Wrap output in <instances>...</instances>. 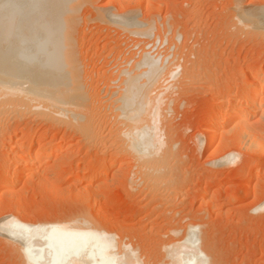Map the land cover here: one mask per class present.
Wrapping results in <instances>:
<instances>
[{"label":"rangeland","instance_id":"374dc122","mask_svg":"<svg viewBox=\"0 0 264 264\" xmlns=\"http://www.w3.org/2000/svg\"><path fill=\"white\" fill-rule=\"evenodd\" d=\"M67 1L70 30L65 41L8 43L0 38L1 67L14 66L13 59L21 58L57 68L37 76L40 82H52L46 87L61 103L53 105L77 107L75 115L45 111L25 100L15 103L13 98L9 106L2 105L0 189L12 176L8 151L23 134L31 136L18 145L21 157L38 152L37 141L43 139L55 145L46 155L59 158L41 172L43 189L21 169L13 196L0 190V221L10 216L26 226L50 229L89 224V230H64L59 238L96 245L92 253L100 261L97 241L112 234L115 253L131 252L142 264H168L164 246L183 239L189 226L197 224L200 248L210 264H264V152L251 154L240 147L230 127L221 145L209 146L205 134L208 119L246 82L260 88L261 79L251 71L264 73V28L243 23L238 8L262 12L264 0ZM105 12L136 22L117 24L104 18ZM145 51L166 57L167 68L175 72L158 89L164 107L157 125L168 155L160 182L142 174L124 150L113 112L129 80H137L141 89L144 69L139 63ZM48 75L51 80L46 82ZM257 114L248 128L264 147V112ZM60 143L64 149H54ZM119 165L123 169L116 172ZM102 166L107 169L104 176L92 181ZM87 186L93 187L89 195ZM9 238L0 230V264H28L23 247Z\"/></svg>","mask_w":264,"mask_h":264},{"label":"bare ground","instance_id":"6f19581e","mask_svg":"<svg viewBox=\"0 0 264 264\" xmlns=\"http://www.w3.org/2000/svg\"><path fill=\"white\" fill-rule=\"evenodd\" d=\"M59 1L60 0H0V38H2L4 41L6 39L7 42L11 41L10 43H12V41H14V43L17 41L20 43H49L52 40L58 38L59 40L68 39V33L70 30L68 22L70 21L68 20L69 18L66 17V14L68 11L67 5L69 3L67 0H62L63 6H61V2L59 3ZM66 2L68 4L64 6V3L66 4ZM236 7L238 8V6ZM238 11L240 14V20L247 26L257 30H259V27L264 28V10L261 12V10L259 11L258 9V11L255 10L256 12H253L246 11L244 8L240 7L238 8ZM104 18L108 19V21L122 25H133L134 22H136L134 19L133 22L130 19L117 17L111 13L104 14ZM152 51H145L142 57H139L141 59L139 65H141L144 69V71L141 72L143 74L138 73L140 74L139 76L142 75V77H144V83L141 85V89L140 85L136 84L137 80H134V78L131 80L128 79L130 83L128 81L126 82L129 83L126 91L127 93L126 95L123 94V98L121 97V93L119 96L121 97V101L119 100V104L113 108V112L114 117L116 118V123L119 125L120 129L117 134V138L124 145V150L129 154L131 159L138 164L141 173L144 172L147 174L149 180L151 179L152 181L160 182L162 181L160 179L163 178V171L166 168L168 155L165 151L166 149H164L166 143L164 144L165 141H162L161 138L163 137L160 136L159 127L157 125V123L159 124L158 120L162 116V110L164 107L162 104L163 92L158 94V89H163L165 84L163 80L166 82L165 76L172 77L175 72H173L172 68H167L166 57L161 59L162 57L159 58L160 56L157 57L153 55L154 53H152ZM13 60L14 66L10 65L12 66L10 68V66L7 65L12 71H10L6 66V68L0 66L1 68H4V70H1L2 72L0 71V111L1 108L4 107L2 105H8V99L10 98L11 100V98H13L15 103L18 100H25L26 103L30 102L39 104L38 106L43 107V110L46 108L45 111L50 110L49 112H52L51 109L53 108L54 110H59L61 114L64 112H72L77 115L76 110L73 109V107L77 108L74 102V106L71 109H66L67 105L64 106V104L63 108L58 107L60 105L56 106L57 104L53 105L56 102L59 104L61 103L59 97L56 96V93L53 91V89L48 88V86L46 87V84L48 85L50 83L47 82L50 77L49 75L48 77H44L47 78V83L40 82L38 76L42 74H44V76L45 74H50L52 70L54 73L56 70L58 71L57 68L43 67L36 62L21 58H16ZM3 61L5 64L7 63L5 60ZM251 73H253L255 77L261 79L260 88L253 89L250 86L251 83L246 82L247 85H242L243 88H241L240 92L238 91L239 93H237L235 97L233 96L231 100H226L222 107L216 110L217 112L213 113L212 117L210 116L211 118L208 119L209 121L207 122L209 128L205 131L209 146H212L215 142H217L218 145H221V143L224 141L226 133H228L227 128L230 127L234 131V134L232 135L234 136L233 139L240 147L249 150L251 154L264 152V147L261 140L257 137V134H253V131L248 128V121H250V119H252L257 113L264 112V73L255 71H251ZM4 74L5 76H3ZM40 77L43 78V76ZM168 79L169 78L167 77V80ZM42 80L44 81V79ZM50 80L51 79H49V81ZM42 83H45V86L42 85ZM73 89H71V91ZM123 92L125 93V91ZM62 95L63 94H61V97L65 96V94L63 96ZM69 95L70 94H68V96ZM71 96L73 97V95ZM78 99L79 98L76 100ZM63 102L64 101L62 100V103ZM22 103H24V101ZM18 104H21V101ZM71 104L72 102L70 105ZM29 135L23 134L19 139L17 138L18 144H16V146L14 145L15 147L13 146L10 148L8 151L9 157L6 156L14 163L12 165L13 167L10 166L12 171H9L10 174H12L11 177L13 181H10L11 177H7V179L9 178V181L6 180V186L1 188L2 192H4L9 197L13 196L14 192L12 190L14 188L12 189V186L14 187L16 184V179L20 175L21 169L23 170L22 175L32 178V180H34V182L42 188L44 185L38 181L41 172L48 166V164H50L52 159H57V157L59 158L58 155H54L52 157L47 156L48 154L46 152L51 150L55 145L52 142L46 144L43 139L37 141L40 149L38 152H28L24 157H21L23 153L21 147L18 145L20 142L22 143V141L27 140ZM31 138L32 142H36L35 138ZM64 147V143H60L58 146L56 145L54 149L61 150L64 149ZM231 159L233 160V157H231L229 161ZM122 166L123 165H119L116 169V172L121 171L123 169ZM103 168L104 166L100 168L101 170L99 169L100 172H97V174L99 173L98 175H94L96 172H93V175L90 174L93 176H91L90 179L95 181L94 178L104 176V173L107 171V169L104 168L106 169L104 170ZM2 170L4 173V169ZM5 171L7 172L6 169ZM54 173L57 174L56 172ZM90 175H88V177L86 175L85 176L89 178ZM85 176L83 178H86ZM53 186L48 187L45 185V188L52 190ZM88 189L91 191L93 187L90 188L87 186L84 189L86 192H84L87 193ZM89 193L90 192H88V195ZM88 200L89 199L87 198V201ZM16 219L17 218L10 216L3 218V220L0 221V230L3 231L4 235L7 237L9 236V239L17 242L20 245V248L23 247L22 250L25 253L27 258L26 262L28 264H34V262H37V264H58V261L60 260H63L64 264H142V262L139 261V258L134 256L131 252L130 254L125 252L124 254L117 255L115 253L117 241H115V237L112 234L104 235L102 236L101 241H97L99 251L102 252L99 257L100 261H96L95 255L92 253V248L96 245L90 244L87 240L67 243L63 239L59 238L61 235L60 233H63L62 231L64 230L76 233L89 230L87 229L90 227L89 224L74 223L75 225H70L73 226L71 228L59 227L50 229L33 226L31 227L29 225L26 226L25 223L22 224L23 222H19L20 220L18 219V221ZM196 225L189 226L190 231L187 232L188 234L185 231L187 235H185L186 237L183 239L176 240L171 245L168 244L164 246V254L169 260H166L168 264H210V257H208V255H206L200 248L201 239L199 236V229L197 227L198 225ZM82 226H84L86 229H83ZM43 241H46L45 244L42 243ZM29 251L31 255H29Z\"/></svg>","mask_w":264,"mask_h":264},{"label":"snow or ice","instance_id":"6c2138e0","mask_svg":"<svg viewBox=\"0 0 264 264\" xmlns=\"http://www.w3.org/2000/svg\"><path fill=\"white\" fill-rule=\"evenodd\" d=\"M29 255H31L30 251H29ZM34 264H37V262H34ZM58 264H64L63 260L58 261Z\"/></svg>","mask_w":264,"mask_h":264}]
</instances>
